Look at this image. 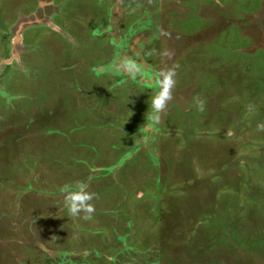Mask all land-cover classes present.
<instances>
[{
  "label": "rangeland",
  "instance_id": "1",
  "mask_svg": "<svg viewBox=\"0 0 264 264\" xmlns=\"http://www.w3.org/2000/svg\"><path fill=\"white\" fill-rule=\"evenodd\" d=\"M136 5L0 0V264H264V0Z\"/></svg>",
  "mask_w": 264,
  "mask_h": 264
},
{
  "label": "flooded vegetation",
  "instance_id": "2",
  "mask_svg": "<svg viewBox=\"0 0 264 264\" xmlns=\"http://www.w3.org/2000/svg\"><path fill=\"white\" fill-rule=\"evenodd\" d=\"M107 3V19H112V18H116L115 20L117 21V31L120 32V29H119V24L120 22L122 21L123 19V14L126 10H129L130 7H136V0H103ZM53 3V1H52ZM156 3H161V0H156ZM175 3H178L177 1H175ZM146 6V5H145ZM140 8L142 9V13H144V15L142 16L143 18L146 16V15H149L150 13H152L150 11V9L147 8L146 6V10L147 11H144L143 10V6H140ZM156 8V6H155ZM135 15H136V11H135ZM261 20H260V26H262V23H264V15L261 16ZM138 20V19H137ZM137 20H134L132 21L131 23H129V27L128 29L124 32V37L127 38L128 35L130 34H136V21ZM120 35V33H119ZM118 35V40H121L122 41V44H123V39H121ZM129 42V41H128ZM127 42V44H129ZM131 44H132V41H131ZM130 46H128L129 48ZM262 48L264 49V45L262 46ZM144 65V64H143ZM143 66L140 67L139 71H143V72H148V68L149 67H146V68H142ZM150 69V68H149ZM151 70V69H150ZM152 71V70H151ZM150 72V71H149Z\"/></svg>",
  "mask_w": 264,
  "mask_h": 264
},
{
  "label": "clouds",
  "instance_id": "3",
  "mask_svg": "<svg viewBox=\"0 0 264 264\" xmlns=\"http://www.w3.org/2000/svg\"><path fill=\"white\" fill-rule=\"evenodd\" d=\"M171 75V73H168L165 75V83L166 85H171V80L169 79V76ZM167 98V91L166 88L163 92L159 93L158 98L155 100V108L156 109H160L163 107L164 104V100ZM87 198V197H86ZM73 212L75 211V209H71ZM91 209L89 208V211Z\"/></svg>",
  "mask_w": 264,
  "mask_h": 264
},
{
  "label": "trees",
  "instance_id": "4",
  "mask_svg": "<svg viewBox=\"0 0 264 264\" xmlns=\"http://www.w3.org/2000/svg\"><path fill=\"white\" fill-rule=\"evenodd\" d=\"M263 39V38H262Z\"/></svg>",
  "mask_w": 264,
  "mask_h": 264
}]
</instances>
